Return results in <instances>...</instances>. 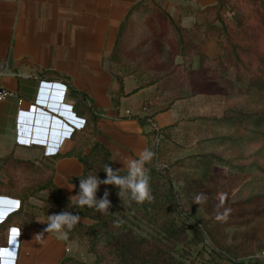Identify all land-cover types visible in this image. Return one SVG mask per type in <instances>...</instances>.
Masks as SVG:
<instances>
[{
	"label": "crops",
	"instance_id": "0c3cea01",
	"mask_svg": "<svg viewBox=\"0 0 264 264\" xmlns=\"http://www.w3.org/2000/svg\"><path fill=\"white\" fill-rule=\"evenodd\" d=\"M141 1L0 0V67L7 64L4 72L0 70V87L11 91L0 94V157L11 153L21 159L64 154L74 146L72 133H83L85 119L73 112L66 85L42 78L46 71L68 77L101 112L92 141L109 151L115 170L126 171L120 161L135 159L140 151L150 148L152 130L170 133L174 142L193 137L188 100L208 95L161 102L156 85L139 88L133 76H126L121 86L104 63L114 50L126 14ZM215 3L162 0L161 8L172 21L189 30L203 19L200 10ZM199 52L213 58L222 51L215 43L212 48L199 47ZM197 58L194 68L199 66ZM120 89L122 94L114 107L112 96ZM202 107L207 110L205 102ZM140 119H146L145 126ZM116 153L120 155L115 157ZM53 173L54 186L70 201L78 194L71 180L82 175L83 165L75 157H63L55 162ZM18 209V199L0 196V222ZM13 228L21 232L16 264H60L68 254L67 239L30 225L9 227V237L1 249L9 247ZM41 234L43 237L35 238ZM58 243L64 252L57 249Z\"/></svg>",
	"mask_w": 264,
	"mask_h": 264
},
{
	"label": "trees",
	"instance_id": "16d2710c",
	"mask_svg": "<svg viewBox=\"0 0 264 264\" xmlns=\"http://www.w3.org/2000/svg\"><path fill=\"white\" fill-rule=\"evenodd\" d=\"M161 2L162 0L139 2L128 11L120 25L114 50L104 59V63L121 86L126 76H133L138 81L139 88L156 85V95L161 102H174L200 94H217L218 90L214 91V88L221 85L212 76L214 72L212 64L218 65L225 61L239 74L251 73L256 76L250 69L252 66L254 71L264 72V56L256 45L253 48L243 47L236 40L242 36V40L250 45L254 44L249 28L242 30L236 37L227 34L229 29L222 19L226 1L216 0L215 5L205 8L210 14L213 12L215 15L212 24H208L206 20L196 22L189 30L172 21L170 15L161 8ZM215 22H219L221 27ZM236 26L243 27L245 23L240 20ZM207 35L217 40L222 51L220 55L210 58L199 52V47ZM144 48L147 50L139 52ZM163 48L168 50L166 61L162 58ZM194 56L200 58L198 68L186 66L185 61L175 62L177 57L188 60ZM144 74L150 75L151 78L146 80ZM41 77L47 81L64 83L67 98L73 103V112L85 119L82 132L87 135L85 140L88 144H81L82 133L74 131L71 135L74 146L70 151L43 157L52 173L43 188L52 193L47 202L53 207L54 214L73 209L80 217L90 221L89 224L79 222L70 231L66 230L67 240L84 243L87 251L94 256L92 264H171L168 258H165L166 253L162 254L160 251L165 247V242L172 250L173 247L179 246V250L175 251L177 254L180 249L182 250L185 244L182 241L185 238L184 217L174 196L176 189L171 180L164 175L163 169L157 166L155 157L145 165L149 170L150 188L154 197L151 202L138 203L125 196L119 197L118 188L101 184L96 198H102L104 192L108 191V199L111 202L108 212L102 213L87 206L76 208L54 186L52 182L54 164L63 157H75L83 165L82 175L71 180L78 193L80 179L95 173L100 180H104L105 166L109 165L114 171L115 169L109 151L103 145L92 141L96 134L95 122L101 112L93 108L88 95L76 89L68 77L56 72L46 71ZM121 94L120 89L112 96L114 107L117 106ZM246 120L264 135V114L249 115ZM140 124L145 126L146 119H140ZM150 135L155 138L161 136L157 130H152ZM39 161L41 160L21 159L11 153L0 157V168L9 179H15L19 174L31 170ZM120 174L125 175L126 171H121ZM0 196L15 198L17 195L6 187ZM13 219L14 215L11 214L0 223V248L6 244L5 235L12 226ZM24 225L43 230L47 227L32 217L24 221ZM171 239L176 243H172ZM160 254L162 256H159ZM60 264L84 263L66 255Z\"/></svg>",
	"mask_w": 264,
	"mask_h": 264
},
{
	"label": "rangeland",
	"instance_id": "374dc122",
	"mask_svg": "<svg viewBox=\"0 0 264 264\" xmlns=\"http://www.w3.org/2000/svg\"><path fill=\"white\" fill-rule=\"evenodd\" d=\"M224 1L227 5L222 19L228 26L227 34L236 37L249 28L254 44L242 40V36L236 38L237 42L243 47L253 48L256 45L264 56V0ZM200 13L203 14L201 21L213 23V12L210 14L202 9ZM240 20L245 26H236ZM215 24L221 27L219 22ZM215 43L217 40L207 35L200 48H212ZM146 50L144 48L139 52ZM161 52L166 61L168 50L163 48ZM197 59V56L188 60L177 57L175 62L185 61L186 66L194 68ZM106 63L109 64V61L106 60ZM212 65V76L221 86L214 88V91L218 90L215 95L188 100L192 115L190 128L193 129L190 142H174L173 136L164 132L160 137H150L149 149L155 152L157 166L163 169L176 189L174 196L185 225V238L182 240L185 244L179 254L176 253L179 246L172 250L166 242L160 252L166 253L165 258L171 264H261L258 255L264 249V135L246 117L264 114V72L254 71L252 66L250 69L256 76L239 74L225 61ZM143 77L146 80L151 78L148 74ZM204 102L207 110L202 107ZM203 133H208V136L203 137ZM81 136V144H88L85 140L87 135L82 133ZM43 157L29 158L41 161L15 179H9L0 168V193L8 187L17 195L13 199L19 201V209L12 213V225L18 228L31 217L41 225L46 224L47 216L54 214L53 207L47 202L52 193L43 188L52 174ZM201 192L208 196L207 203L194 204V196ZM220 192L228 194L223 204L216 199ZM225 208L231 209L227 221H217L216 213ZM70 212L77 214L73 209ZM80 222L90 223L82 217ZM5 237L8 239L9 234ZM68 242L67 256L84 264L94 262V256L87 251L84 243L76 240ZM171 242L176 243L172 239ZM12 248L14 245L10 241L5 250Z\"/></svg>",
	"mask_w": 264,
	"mask_h": 264
},
{
	"label": "clouds",
	"instance_id": "9594fccd",
	"mask_svg": "<svg viewBox=\"0 0 264 264\" xmlns=\"http://www.w3.org/2000/svg\"><path fill=\"white\" fill-rule=\"evenodd\" d=\"M118 157L120 154H114ZM154 152L145 148L140 151L137 158L125 157L120 161L124 165L126 170L125 175H121L122 170H113L109 165H106L103 171L106 173V179L100 180L95 173H90L86 178L80 179L79 193L70 198V202L76 208L87 206L89 208H95L99 212H108L111 206V202L108 199L109 193L105 191L103 197L96 198V193L101 184L112 185L119 189L118 195L125 196L132 201L143 203L145 201L151 202L154 197L150 188V176L149 170L145 167L147 163H150L154 158ZM116 160V159H114ZM228 194L220 192L217 194L221 204L227 200ZM208 196L204 193H197L194 196L193 203L197 205L206 204ZM72 206V207H73ZM231 209L225 208L222 212L216 213V220L226 222ZM47 227L44 229L46 233H57L62 239L68 238V231H70L76 224L81 221V217L78 214H72L70 211H63L59 214H53L47 216ZM192 223V221H189ZM68 230V231H66ZM14 235L12 236V250L0 249V264H16L18 250L20 243L18 237L21 235L20 228L12 229ZM43 237V234L37 235L35 238Z\"/></svg>",
	"mask_w": 264,
	"mask_h": 264
},
{
	"label": "built area",
	"instance_id": "2783aa9c",
	"mask_svg": "<svg viewBox=\"0 0 264 264\" xmlns=\"http://www.w3.org/2000/svg\"><path fill=\"white\" fill-rule=\"evenodd\" d=\"M2 67H0V70L2 71V72H4V70H6L7 69V64H4V65H1ZM0 71V72H1ZM1 88V87H0ZM2 90H1V92H0V94H2V93H9V92H11V91H9V90H7V89H4V88H1ZM57 249L58 250H60V251H63L64 252V248H62L61 247V244L60 243H58V246H57ZM258 258H259V261H260V263L261 264H264V249H262L261 251H260V253H259V255H258Z\"/></svg>",
	"mask_w": 264,
	"mask_h": 264
},
{
	"label": "snow or ice",
	"instance_id": "6c2138e0",
	"mask_svg": "<svg viewBox=\"0 0 264 264\" xmlns=\"http://www.w3.org/2000/svg\"><path fill=\"white\" fill-rule=\"evenodd\" d=\"M80 123H81V125L83 124V122H82V121H81ZM8 203H12V202H8Z\"/></svg>",
	"mask_w": 264,
	"mask_h": 264
},
{
	"label": "water",
	"instance_id": "95a60500",
	"mask_svg": "<svg viewBox=\"0 0 264 264\" xmlns=\"http://www.w3.org/2000/svg\"><path fill=\"white\" fill-rule=\"evenodd\" d=\"M1 90H2V89L0 88V92H1Z\"/></svg>",
	"mask_w": 264,
	"mask_h": 264
}]
</instances>
